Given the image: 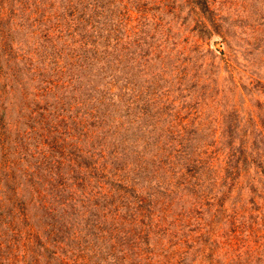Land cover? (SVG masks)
Instances as JSON below:
<instances>
[{
	"label": "rangeland",
	"instance_id": "obj_1",
	"mask_svg": "<svg viewBox=\"0 0 264 264\" xmlns=\"http://www.w3.org/2000/svg\"><path fill=\"white\" fill-rule=\"evenodd\" d=\"M0 264H264V0H0Z\"/></svg>",
	"mask_w": 264,
	"mask_h": 264
}]
</instances>
